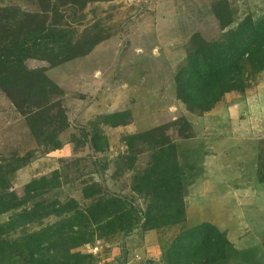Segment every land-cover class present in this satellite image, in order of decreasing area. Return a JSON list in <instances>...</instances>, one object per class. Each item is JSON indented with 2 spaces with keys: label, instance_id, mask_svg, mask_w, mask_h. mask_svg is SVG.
<instances>
[{
  "label": "rangeland",
  "instance_id": "obj_1",
  "mask_svg": "<svg viewBox=\"0 0 264 264\" xmlns=\"http://www.w3.org/2000/svg\"><path fill=\"white\" fill-rule=\"evenodd\" d=\"M248 18L264 0H0V264H264V80L180 98Z\"/></svg>",
  "mask_w": 264,
  "mask_h": 264
},
{
  "label": "trees",
  "instance_id": "obj_2",
  "mask_svg": "<svg viewBox=\"0 0 264 264\" xmlns=\"http://www.w3.org/2000/svg\"><path fill=\"white\" fill-rule=\"evenodd\" d=\"M217 17L224 25L223 17L218 12ZM263 42L264 19L257 24L251 18L242 24L236 34L228 35L224 42L209 44L205 41V48L201 47V51L207 49L209 52L196 54L192 59L190 80L195 96L190 97L181 91L180 98L185 97L190 108L211 109L229 92L244 91L255 79L256 82L259 78L260 82L263 81L264 66L251 67L247 61L248 56L263 59ZM249 43L253 45L246 49Z\"/></svg>",
  "mask_w": 264,
  "mask_h": 264
},
{
  "label": "crops",
  "instance_id": "obj_3",
  "mask_svg": "<svg viewBox=\"0 0 264 264\" xmlns=\"http://www.w3.org/2000/svg\"><path fill=\"white\" fill-rule=\"evenodd\" d=\"M262 90L264 91V89L262 88ZM263 94V92H260L259 94H258V96H260V95H262ZM264 98V97H263ZM249 99V98H248ZM247 102V101H246ZM249 103H251V102H249ZM246 106H248L247 104H245ZM236 240V239H235ZM242 246H243V244H242ZM261 248V247H260ZM252 249H255V258H254V260H252V261H254V264H255V262H256V264H258V259H260V256L258 255V253H259V250L260 249H256V248H251V247H247L246 248V250H252ZM247 252H250V251H247ZM252 252V251H251Z\"/></svg>",
  "mask_w": 264,
  "mask_h": 264
}]
</instances>
